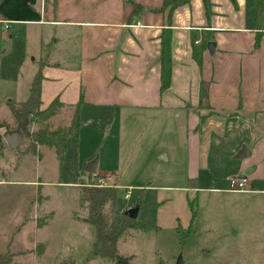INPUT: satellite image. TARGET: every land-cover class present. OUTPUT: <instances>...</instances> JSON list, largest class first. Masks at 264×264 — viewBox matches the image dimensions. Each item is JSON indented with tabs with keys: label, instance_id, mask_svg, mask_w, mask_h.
Returning <instances> with one entry per match:
<instances>
[{
	"label": "crops",
	"instance_id": "1",
	"mask_svg": "<svg viewBox=\"0 0 264 264\" xmlns=\"http://www.w3.org/2000/svg\"><path fill=\"white\" fill-rule=\"evenodd\" d=\"M164 1L0 0V25L64 30L50 38L53 56H44L42 38L35 52L25 53L36 63L44 59L35 75L43 76L42 109L58 99L68 128L81 103L79 135L68 140L64 160L75 156L89 163L99 151L91 150L97 140L108 154L112 140L138 137L139 147L148 150H138V163L161 167L183 159L194 190L243 195L246 210L260 205L264 214V13L258 25L250 0H189L159 12ZM166 31L172 75L162 90ZM70 59L80 63L59 62ZM30 89L24 100L6 104L24 103ZM121 115L128 130L134 123V134L119 123ZM6 122L15 124L9 116ZM102 123L105 130L94 126ZM243 148L249 156L239 160ZM44 149L34 156L39 162ZM231 177L247 178L254 192H230Z\"/></svg>",
	"mask_w": 264,
	"mask_h": 264
},
{
	"label": "rangeland",
	"instance_id": "2",
	"mask_svg": "<svg viewBox=\"0 0 264 264\" xmlns=\"http://www.w3.org/2000/svg\"><path fill=\"white\" fill-rule=\"evenodd\" d=\"M63 32L47 26L0 25V127L16 126L6 122L13 117L6 100L27 98L38 62L44 60L33 62L25 53L35 52L42 38L44 56H53L50 38ZM67 117L61 110L49 121L53 120V129H66ZM122 118L119 123L134 134V123L130 131ZM94 126L105 130L103 123ZM3 132L0 128V136ZM28 143L24 140L18 152L6 145L0 159V254H14L12 264H113L91 256L95 239L93 227L85 222L89 216L85 192L95 188L119 189L117 205L109 203L103 209L109 225L122 222L144 194L136 219L142 230L130 229L118 242L119 253L131 257V264H176L179 258L183 264H264L263 208L252 204L246 210L240 201L243 195L194 190L197 185L188 180L183 159L161 167L143 165L138 163L139 152L144 155L148 150L139 147L138 137L112 140L111 150H107L110 142L105 148L108 154L101 151L99 139L91 150H99L94 159L100 168L90 175L86 169L91 161L86 163L83 157L74 156L71 162L70 156L58 158L49 148L43 150L42 162L22 156ZM193 214L196 220L190 229ZM155 226L159 229L151 230Z\"/></svg>",
	"mask_w": 264,
	"mask_h": 264
},
{
	"label": "trees",
	"instance_id": "3",
	"mask_svg": "<svg viewBox=\"0 0 264 264\" xmlns=\"http://www.w3.org/2000/svg\"><path fill=\"white\" fill-rule=\"evenodd\" d=\"M189 0H165L164 6L159 12H164L167 8L173 11L175 8L182 6ZM250 8L255 10L256 22L258 25L261 24L263 13H264V0H250ZM139 7V6H138ZM140 8V7H139ZM138 8V9H139ZM161 81L162 90H166L170 86L171 75H172V60H171V39L169 32H164L162 36V55H161ZM43 76L39 72L35 77L31 89L30 96L27 101L16 106L15 103H9L11 114L16 122L15 128L6 126V131L15 130L19 125L26 121L30 122V127L33 125H41L37 130L29 131L27 138L28 147L21 152L22 156H36L40 157L39 148L48 147L54 149L55 154L58 158L65 156L67 151V142L71 138H78L79 131L81 128V121L79 117V107L81 103L76 107L70 126L66 129H53L48 121L59 114L62 110L63 105L59 100H55L47 109H42L41 100V85ZM0 128H5L1 126ZM6 142L4 141L3 135L0 136V159L3 157ZM20 151V148L16 150ZM93 175V174H90ZM88 195L86 202L89 204V216L86 219V223L93 227L94 231V243L91 256L100 257L113 264H131V257H125L118 251V242L124 236L126 231L130 229L142 230L138 226L137 220H131L126 215L123 217V221L114 222L109 225L106 218L103 215V209L107 204L117 205L119 189L108 188L100 189L95 188L87 190L85 192ZM144 194H141L136 202L135 207H139L140 211L143 208L142 200ZM194 216V214H193ZM129 219V220H128ZM196 217L194 216L190 225L194 229ZM151 230H158V227H153ZM15 255L11 253L0 254V264H12L14 262ZM73 264V263H72Z\"/></svg>",
	"mask_w": 264,
	"mask_h": 264
},
{
	"label": "water",
	"instance_id": "4",
	"mask_svg": "<svg viewBox=\"0 0 264 264\" xmlns=\"http://www.w3.org/2000/svg\"><path fill=\"white\" fill-rule=\"evenodd\" d=\"M208 49L211 53L214 52L215 45L213 43H210L208 45ZM29 126L30 122L26 121L23 124L19 125L17 129L13 131H7L4 133L3 138L4 141L6 142L7 146L9 147L10 150L15 151L17 150L20 145L23 143L24 140H26L29 136ZM247 149L243 148L237 159L242 160L248 157L249 155L246 154ZM250 154V153H249ZM97 166H98V160L92 161L86 171L88 174H96L97 173ZM140 212L139 207H135L134 209L128 211L125 213V215L131 219V220H136L138 218ZM176 264H183V261L181 258L177 260Z\"/></svg>",
	"mask_w": 264,
	"mask_h": 264
},
{
	"label": "built area",
	"instance_id": "5",
	"mask_svg": "<svg viewBox=\"0 0 264 264\" xmlns=\"http://www.w3.org/2000/svg\"><path fill=\"white\" fill-rule=\"evenodd\" d=\"M229 180L230 192L236 194H248L254 192L251 188L250 182L245 177H231ZM131 195V189L127 190L125 199H129Z\"/></svg>",
	"mask_w": 264,
	"mask_h": 264
}]
</instances>
